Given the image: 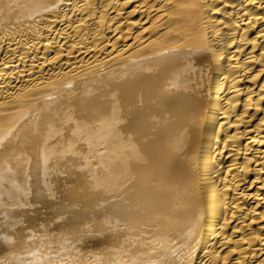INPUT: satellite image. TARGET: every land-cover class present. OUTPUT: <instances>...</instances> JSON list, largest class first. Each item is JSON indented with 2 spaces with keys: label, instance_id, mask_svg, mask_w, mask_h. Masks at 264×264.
Returning a JSON list of instances; mask_svg holds the SVG:
<instances>
[{
  "label": "bare ground",
  "instance_id": "1",
  "mask_svg": "<svg viewBox=\"0 0 264 264\" xmlns=\"http://www.w3.org/2000/svg\"><path fill=\"white\" fill-rule=\"evenodd\" d=\"M0 264H264V0H0Z\"/></svg>",
  "mask_w": 264,
  "mask_h": 264
}]
</instances>
